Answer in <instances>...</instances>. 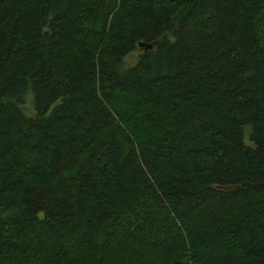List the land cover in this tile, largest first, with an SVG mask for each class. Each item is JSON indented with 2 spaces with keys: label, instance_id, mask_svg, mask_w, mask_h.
I'll return each mask as SVG.
<instances>
[{
  "label": "trees",
  "instance_id": "16d2710c",
  "mask_svg": "<svg viewBox=\"0 0 264 264\" xmlns=\"http://www.w3.org/2000/svg\"><path fill=\"white\" fill-rule=\"evenodd\" d=\"M0 264H264V0H0Z\"/></svg>",
  "mask_w": 264,
  "mask_h": 264
},
{
  "label": "rangeland",
  "instance_id": "374dc122",
  "mask_svg": "<svg viewBox=\"0 0 264 264\" xmlns=\"http://www.w3.org/2000/svg\"><path fill=\"white\" fill-rule=\"evenodd\" d=\"M141 53V50L134 51L131 55L127 56L124 59V67H130L135 64V62L138 59L139 54ZM33 106H32V99L30 92L27 93L26 99H25V105L23 106V110L27 116H31L33 113ZM247 134H248V127L246 126L244 128V142H247Z\"/></svg>",
  "mask_w": 264,
  "mask_h": 264
},
{
  "label": "water",
  "instance_id": "95a60500",
  "mask_svg": "<svg viewBox=\"0 0 264 264\" xmlns=\"http://www.w3.org/2000/svg\"><path fill=\"white\" fill-rule=\"evenodd\" d=\"M138 47H139V48L143 47L144 50H151V49H152V45H150V44H145V43H138ZM233 188H235V186H229V185H227V186H222V187H220V189H222V190H224V191H228V190H231V189H233Z\"/></svg>",
  "mask_w": 264,
  "mask_h": 264
}]
</instances>
